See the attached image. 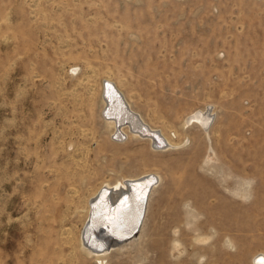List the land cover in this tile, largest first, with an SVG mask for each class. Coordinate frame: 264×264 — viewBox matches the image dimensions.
<instances>
[{"label": "rangeland", "instance_id": "1", "mask_svg": "<svg viewBox=\"0 0 264 264\" xmlns=\"http://www.w3.org/2000/svg\"><path fill=\"white\" fill-rule=\"evenodd\" d=\"M105 80L178 148L112 141ZM207 107L209 167L185 126ZM148 173L161 180L139 229L105 264H256L264 0H0V264H98L80 250L92 196Z\"/></svg>", "mask_w": 264, "mask_h": 264}, {"label": "bare ground", "instance_id": "2", "mask_svg": "<svg viewBox=\"0 0 264 264\" xmlns=\"http://www.w3.org/2000/svg\"><path fill=\"white\" fill-rule=\"evenodd\" d=\"M107 82H111L113 84V87H114L113 91L110 88H107L108 86ZM115 85L118 89H116ZM114 89L116 90L120 89L119 93H122L120 92L121 86L117 82H114L112 80L103 81L101 96L104 102V107L102 109V115H103L105 125L107 126V128L111 129V132H110L111 140L113 136L119 135V136H123L124 138L122 140L114 141L115 143L116 142L123 143L124 141L129 140V139H136V140H147V142H149V144L152 146V148L155 151L160 150L162 152H165V151L178 148V146H176L175 144L171 142V140H169L167 135L161 132L160 134H158L157 132L159 131L157 129H155L152 126L147 125L143 116L135 110L131 99L127 97V95L125 96L122 95L124 98L122 96L120 98L117 95H115L114 92L116 91ZM215 115L216 113L214 112V109H210L208 107L205 109L195 110L187 116V119L185 120L186 121L185 126H187L188 124H191L190 125L191 128L200 127L205 135L206 140L208 141V146H209V144L212 143L211 128H212V121ZM159 143L164 144V145H158ZM159 147H161V149ZM208 152L209 154L207 155L205 164L209 167L211 163L217 161L218 157L216 155V151L213 149L211 144L209 146ZM151 174L155 175L154 173H148L145 176H143V178ZM140 179L130 178L128 180L127 178H123V179L117 180L115 183H112V184L108 182L106 184L104 183L94 193V195L92 196L89 202V212H88L89 222L87 225H85L83 234L81 235L80 250L85 256L95 260L96 262H98V264H105V259L109 256L110 249L111 250H115L117 248L122 249L126 244L124 242L127 240V238L116 239L115 237H112L110 234L113 233L114 236H117V238H120L118 237V235L128 232L130 229H132L134 224L140 218V212H141L140 207L141 206L138 204L133 194L130 192L131 186L129 185L133 181L140 180ZM157 179H158V182H155L154 185L150 187V190H149L150 194L148 193V195H151L152 190L159 184L161 178L157 177ZM106 188L109 189L111 192L108 198L109 205L106 206L105 212H106L107 218L109 219L111 223L116 222L118 226L116 229L113 227V224L111 225V227L105 225L106 228H101L99 226V223H101L100 222L101 219L100 217H97V214H98L99 209L103 206V202H100V203H95V202L102 195V189L106 190ZM125 193H129L130 199H129L128 204L130 206H128L127 208H124V206H121L120 209L116 211L113 209L111 211L110 205H115L118 199ZM104 196L105 195H103V197ZM102 212L103 210L101 209L100 213ZM145 212H147L146 205H145L144 211L141 216L142 218H144ZM94 228L97 229L96 233L100 232V233L105 234L106 236H109V239H111V241L109 242L105 240V242L108 243L109 248L99 250L97 248L102 247L101 244H99L100 246L97 244V248H95L93 247L94 246L93 244L95 243L93 242L89 243V241H87L89 230H92ZM126 235L127 234H125V236ZM103 239H105V237H103ZM207 239H208L207 237H203L200 240L207 241ZM228 243H229V247L233 246V243L230 240V237H228ZM253 262H255L256 264H264V253L256 255L253 258Z\"/></svg>", "mask_w": 264, "mask_h": 264}, {"label": "water", "instance_id": "3", "mask_svg": "<svg viewBox=\"0 0 264 264\" xmlns=\"http://www.w3.org/2000/svg\"><path fill=\"white\" fill-rule=\"evenodd\" d=\"M107 84H108L107 88H110L113 91V88H114L113 84L111 82H107ZM114 90L116 91V92H114L115 95H117L118 97L121 98V94L116 89H114ZM158 145H164V144H160L159 143ZM156 181H157V176L151 174V175L146 176V177H144V178H142L140 180L133 181L132 183L129 184L131 186V191L130 192L133 194L134 198L136 199L138 204L141 206L140 207L141 208L140 218L134 224L132 229H130L128 232H125V233H122V234L118 235V237H120V238H117V236H114V234L111 233L110 235L112 237H115L116 239H125V238L129 239L138 231L140 223H141V220H142L141 216H142V213H143L145 205H146V200H147V196H148L150 187ZM110 192L111 191L109 189H107V188H106V190L102 189V195L95 202V203L103 202V206L99 209L97 217H100V219H101V221H100L101 223H99V226L101 228H106L105 225L111 227V225L113 224V227L116 229L118 227L116 222H114V223L112 222L111 223L109 221V219L107 218L106 212H105L106 206L109 205L108 204V198H109ZM129 193L123 194L118 199V201L115 203V205H110V210L112 211L114 209L116 211V210L120 209L121 206H124V208H127L128 206H130L128 204L129 199H130ZM103 195H105V196L103 197ZM125 201L127 202L126 205H125ZM101 209L104 212V213L102 212L103 214L100 213ZM96 230H97L96 228H94L92 230H89L87 241H89V243L90 242L95 243V244H93L94 245L93 247H95V248H97V244L98 245L101 244L102 247H98L97 249L103 250V249L108 247V243L105 242V239H103L102 236H100L98 233H96ZM125 234H127V235L125 236Z\"/></svg>", "mask_w": 264, "mask_h": 264}, {"label": "snow or ice", "instance_id": "4", "mask_svg": "<svg viewBox=\"0 0 264 264\" xmlns=\"http://www.w3.org/2000/svg\"><path fill=\"white\" fill-rule=\"evenodd\" d=\"M126 203H127V202L125 201V205H126Z\"/></svg>", "mask_w": 264, "mask_h": 264}]
</instances>
